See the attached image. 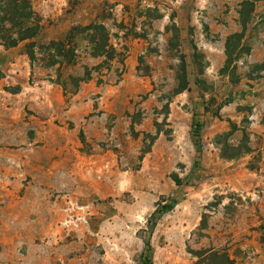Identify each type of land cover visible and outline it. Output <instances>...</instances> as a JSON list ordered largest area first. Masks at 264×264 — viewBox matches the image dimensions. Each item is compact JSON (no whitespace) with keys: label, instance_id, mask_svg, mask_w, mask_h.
<instances>
[{"label":"rangeland","instance_id":"374dc122","mask_svg":"<svg viewBox=\"0 0 264 264\" xmlns=\"http://www.w3.org/2000/svg\"><path fill=\"white\" fill-rule=\"evenodd\" d=\"M32 5L127 58L76 90L81 38L60 73L0 44V264H264V0Z\"/></svg>","mask_w":264,"mask_h":264},{"label":"trees","instance_id":"16d2710c","mask_svg":"<svg viewBox=\"0 0 264 264\" xmlns=\"http://www.w3.org/2000/svg\"><path fill=\"white\" fill-rule=\"evenodd\" d=\"M41 29V17L34 10L32 0H0V44L7 48H14L25 43L26 55L32 67L41 65L46 69L55 68L60 73L64 66L77 65L82 58L77 40L81 38L84 41L85 57L100 61L93 66L88 64L83 66V77L76 79V90L82 82L93 79L95 73L107 75L112 70L114 62L125 65L127 53L112 42L108 27L98 19L84 26L73 27L64 40L38 42L36 37ZM182 60L184 62V59ZM181 75L183 77L179 80L186 81L185 63H183ZM58 84L66 91L65 83L58 82ZM205 254L209 256L208 264H212L210 262L214 260L218 261L217 264H234L227 253L221 254L215 250H208ZM151 255L152 247L148 242L147 249L142 255V263L151 264V261L147 262Z\"/></svg>","mask_w":264,"mask_h":264}]
</instances>
